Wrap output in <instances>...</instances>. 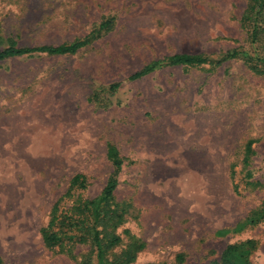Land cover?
<instances>
[{"label":"rangeland","instance_id":"374dc122","mask_svg":"<svg viewBox=\"0 0 264 264\" xmlns=\"http://www.w3.org/2000/svg\"><path fill=\"white\" fill-rule=\"evenodd\" d=\"M249 1L0 0V50L91 40L0 61L1 264H127L135 243L128 264H208L249 239L264 264V217L248 222L264 210V14L255 39ZM183 53L207 61L164 63ZM112 176L114 198L87 203Z\"/></svg>","mask_w":264,"mask_h":264},{"label":"trees","instance_id":"16d2710c","mask_svg":"<svg viewBox=\"0 0 264 264\" xmlns=\"http://www.w3.org/2000/svg\"><path fill=\"white\" fill-rule=\"evenodd\" d=\"M263 14H264V0H250L247 10L243 16V19L245 20L246 24L249 22L251 23L252 25L251 35L255 39L259 37L262 31V30L260 31V24L262 23L261 20H263ZM109 24L110 22H106V24H103V25H109ZM90 41L91 40L89 38H85V39L73 41L71 43H64L60 45H43V46H33V47H22V46L17 45L16 42H13L9 46L0 50V61L7 59V58L36 53V52L46 53L49 55L73 54V53L78 52L79 49L87 45ZM242 54H244V52H241V50L233 49L230 52L229 57H236ZM257 60H258V63L262 64V66L264 67V57H259L257 58ZM206 61H207V57H205L203 54L183 53V54H174V55L169 56L166 62L164 63L167 65H193V64H202V63H205ZM162 63H163L162 60L151 62L147 64L143 69L133 74L131 78L133 79L139 78L146 74H149L155 68L162 65ZM252 144H253L252 141L248 143L245 161H247L250 157V153L252 152ZM109 155L113 159H115L116 166L120 168L122 165V162H121V159L119 158L117 149H115L114 147H111L109 150ZM81 178H82V175H76L73 178L72 183L73 184L78 183ZM117 186H118V180L115 176H112L108 180L101 195L98 198L91 200L90 202H87V203L97 205V208H98V204L102 202H106V201L109 202L111 199L114 198ZM58 211H59V205L57 204L55 208L53 209V215H52V219L49 225L43 230V236H44L45 243L49 247H53L57 245V243L60 240L59 231L52 230V228L55 226L56 223H58V221L60 222L65 219V218L60 217V214H58ZM100 214L101 213L99 212L97 215H100ZM263 217H264V210L258 215L250 216L248 218V222L255 223ZM95 231H96L94 235L95 241L100 243L99 232L96 229ZM219 232L221 234H225L226 232H228V230H223ZM120 241H121V238L119 236L114 235L112 239L110 240V244H108V246L112 247L120 243ZM255 246H256L255 241L251 239L229 244L227 248L224 250V252L222 253L220 260H214L208 264H253L251 261V254ZM101 247H102V244H101ZM143 247H144L143 243H135L132 246V249L128 252V255H127V264L136 259L137 253L141 249H143ZM179 257L183 258L182 255H180ZM0 264H1V259H0Z\"/></svg>","mask_w":264,"mask_h":264}]
</instances>
